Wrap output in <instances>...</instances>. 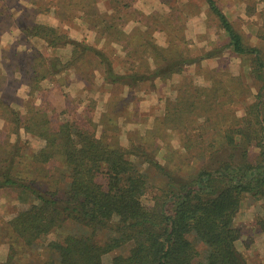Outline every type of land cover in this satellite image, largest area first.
<instances>
[{
    "label": "rangeland",
    "instance_id": "obj_1",
    "mask_svg": "<svg viewBox=\"0 0 264 264\" xmlns=\"http://www.w3.org/2000/svg\"><path fill=\"white\" fill-rule=\"evenodd\" d=\"M214 1L240 34L244 45L260 52L264 63V0ZM35 25L53 27L57 35L76 42L80 48L83 45L97 51L120 76L128 72L149 76L161 64L158 54L162 52L168 57L182 52L191 61L170 76H154L131 87L120 83L109 85L104 81L105 64L92 52L87 51L71 67L72 49L64 44L66 40L61 41L63 46L49 48L41 38L28 37L21 30L32 33ZM46 57L59 59L67 68L39 81L40 88L29 90L25 83L36 84L31 74L36 70L41 76ZM260 70L253 57H239L231 52L227 35L209 12L205 0H0V159L17 141L30 150L44 144L22 130L17 133L18 137L12 133L11 115L7 110L10 107L26 117L29 110L37 113L36 109H41L56 123L63 118L75 121L91 116L93 121L102 122L97 129L99 134L105 129L113 132L115 138L110 141L113 146L128 148L130 137L133 146L146 148L145 154L155 146V161L172 172L175 182L188 180L205 165L215 168L230 153L236 154L231 162L237 166L242 161L238 152H230L231 147L222 148L227 152L223 150L218 155L222 150L219 135L230 126L232 118L240 120L245 105L255 100L263 85L258 78L263 75ZM198 88L207 90L209 104L198 103L195 93ZM224 89H228V97L222 95ZM215 90L219 93L216 97ZM183 99L193 102L186 109L187 120L171 129L165 124V111L173 109L177 115L178 102ZM64 110H68L67 116H61ZM203 116L214 124L213 129L204 132L207 150L201 148L204 146L196 136ZM151 134L157 138L152 142ZM187 146L189 152L197 154L219 150L213 155L214 162L186 157ZM254 152L249 150L251 156ZM24 166H17L16 172L23 173ZM151 168L145 170L150 189L144 201L149 206H153L152 197L165 180ZM47 171L45 168L44 172ZM40 174L33 176L38 181L36 184H47L48 191L54 190L52 181L47 182ZM57 196L62 197V193ZM18 197L28 196L15 188L0 189V236L4 238L0 239V264L5 261L14 239L10 231L7 233L5 223L17 208L25 206L17 201ZM262 216L261 204L245 196L234 218L240 234L235 246L248 264H264V232L257 225V219ZM53 239L54 235H49L41 249L30 253L25 249L20 252L21 246L16 245L15 263L52 261L54 256L44 246ZM130 248L128 243L111 256H126ZM108 261L106 257L105 263Z\"/></svg>",
    "mask_w": 264,
    "mask_h": 264
},
{
    "label": "trees",
    "instance_id": "obj_2",
    "mask_svg": "<svg viewBox=\"0 0 264 264\" xmlns=\"http://www.w3.org/2000/svg\"><path fill=\"white\" fill-rule=\"evenodd\" d=\"M205 1L227 35L231 52L239 57H253L263 74L258 76L263 85L254 96L255 100L244 102L247 104L243 117L240 120L232 118L230 126L219 135L222 137L219 149L231 147L230 152H238L242 162L232 166L231 159L236 154L230 153L225 160L217 162L215 168L205 165L188 180L175 182L172 172L155 161V146L145 154L146 148L133 146L131 137L128 148L113 146L110 143L115 138L113 132L105 129L99 134L97 129L102 122L93 121L91 116L75 121L63 118L56 123L41 109H36L37 113L29 110V117H26L5 106L16 137L22 130L44 144L37 150H30L17 141L0 159V189L15 188L28 196L17 198L25 206L17 208L5 223L7 233L10 231L14 239L1 264H17L16 245L21 246L20 252L25 249L30 253L41 249V244H45L51 234L54 239L44 248L54 257L46 264H248L235 246L240 234L234 218L244 197L248 196L261 204L263 216L257 219V225L264 232V63L260 52L244 45L217 3ZM21 30L28 37L41 38L49 48L63 46L61 41L66 40L64 44L72 49L71 65L87 51L92 52L105 64L104 81L109 85L120 83L131 87L154 76H170L191 61L182 52L169 57L162 52L158 54L161 64L149 76L132 72L120 76L97 51L83 45L80 48L76 42L57 35L53 27L35 25L32 33ZM43 60L41 76L36 70L31 74L36 84L25 83L29 90L40 88L39 81L52 78L67 68L59 59L46 57ZM227 90L222 92L224 97L229 95ZM206 91L195 89L200 105L211 102ZM213 94L216 97L219 93L215 90ZM190 103L193 102L180 100L177 115L175 110L167 108L165 124L171 129L176 124L183 125ZM67 115L68 110L61 114ZM213 127L210 118L203 116L196 132L200 145L208 144L204 132ZM150 136L151 142L157 139L154 134ZM188 147L184 148L186 157L208 161L216 160L213 155L219 150L197 154L189 152ZM201 148L207 150L205 146ZM250 149L256 151L254 156L250 155ZM223 150H219L218 155L223 154ZM21 164L26 166L23 173L16 172L15 168ZM151 167L165 177L161 189L158 188L159 192L152 197L153 206L144 201L150 189L145 170H152ZM37 174L48 179L47 182L52 181L54 190L48 191L47 184H36L38 181L33 176L38 177ZM58 193H62V197L57 196ZM0 239L4 240L1 236ZM128 243L131 248L126 256H111ZM106 257L108 263H105Z\"/></svg>",
    "mask_w": 264,
    "mask_h": 264
}]
</instances>
